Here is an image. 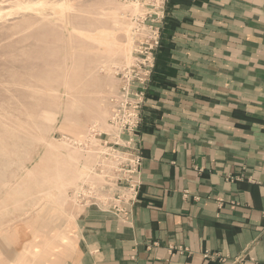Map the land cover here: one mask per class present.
<instances>
[{"label":"rangeland","instance_id":"rangeland-1","mask_svg":"<svg viewBox=\"0 0 264 264\" xmlns=\"http://www.w3.org/2000/svg\"><path fill=\"white\" fill-rule=\"evenodd\" d=\"M167 6L0 0V264H61L80 209L137 201Z\"/></svg>","mask_w":264,"mask_h":264},{"label":"crops","instance_id":"crops-1","mask_svg":"<svg viewBox=\"0 0 264 264\" xmlns=\"http://www.w3.org/2000/svg\"><path fill=\"white\" fill-rule=\"evenodd\" d=\"M140 138L137 201L61 264H264V0H168Z\"/></svg>","mask_w":264,"mask_h":264},{"label":"built area","instance_id":"built-area-1","mask_svg":"<svg viewBox=\"0 0 264 264\" xmlns=\"http://www.w3.org/2000/svg\"><path fill=\"white\" fill-rule=\"evenodd\" d=\"M137 162H134V165L136 166ZM134 170H132L133 172ZM134 174V173H133ZM133 174H130V175H133ZM129 180V179H128ZM132 182H136L135 179H132Z\"/></svg>","mask_w":264,"mask_h":264},{"label":"trees","instance_id":"trees-1","mask_svg":"<svg viewBox=\"0 0 264 264\" xmlns=\"http://www.w3.org/2000/svg\"><path fill=\"white\" fill-rule=\"evenodd\" d=\"M160 46H161V43H160ZM160 46H159V47H160ZM158 49H159V48H158ZM157 51H158V50H157Z\"/></svg>","mask_w":264,"mask_h":264}]
</instances>
